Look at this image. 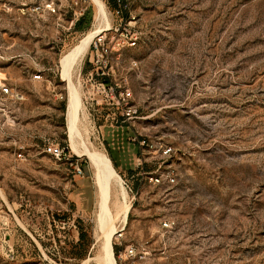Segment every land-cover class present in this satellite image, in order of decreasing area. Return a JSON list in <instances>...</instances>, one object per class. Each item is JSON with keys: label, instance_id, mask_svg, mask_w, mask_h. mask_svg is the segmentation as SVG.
I'll use <instances>...</instances> for the list:
<instances>
[{"label": "rangeland", "instance_id": "1", "mask_svg": "<svg viewBox=\"0 0 264 264\" xmlns=\"http://www.w3.org/2000/svg\"><path fill=\"white\" fill-rule=\"evenodd\" d=\"M100 1L0 0V83L23 95L0 99V208L18 218L8 233L13 264H98L90 152L107 158L131 205L109 236L116 264H264V0H134L123 18L135 17L137 44L112 55L110 76L131 92L129 121L96 103L88 47L67 79L60 74L75 44L119 24L114 4ZM70 82L84 106L75 146ZM47 141L70 159L44 153ZM110 153L145 174L130 179Z\"/></svg>", "mask_w": 264, "mask_h": 264}, {"label": "built area", "instance_id": "2", "mask_svg": "<svg viewBox=\"0 0 264 264\" xmlns=\"http://www.w3.org/2000/svg\"><path fill=\"white\" fill-rule=\"evenodd\" d=\"M134 0H115L114 1V13L117 17L120 18V22L114 28L110 27L109 30L104 31L102 34L93 38L89 45L90 56L89 63L91 69L86 74V81L90 84L91 90L94 93V99L98 104H108L121 108V115L124 118V121H129L136 117V109L133 106L129 105V100L131 97V92L129 89L119 86H115L110 81V76L112 75V66H111V57L114 53H118L125 47H134L137 44V34L130 29L131 23H134L135 17L128 16L123 18V13L130 14V5ZM41 5L35 6L32 10L37 11L42 9ZM44 9H48L51 12H55V9L51 4H46ZM125 27H128L127 29ZM123 29L119 33L120 29ZM1 34V27H0ZM0 59H5V56L0 55ZM136 66V63H133ZM100 78L107 79L106 81H100ZM32 78L35 80L41 79V70H38L37 73L32 75ZM23 95L17 89L6 86L0 83V99L10 100L14 103L19 102L22 99ZM144 144V142H140ZM67 148L58 143H53L47 141L43 145V152L51 156L56 160H69L70 155L67 153ZM171 148H164L163 154H169ZM20 157L21 154L19 153ZM140 165V163H139ZM75 172L77 174H82L80 168L75 167ZM167 181L174 182V178L167 174ZM149 180L153 183L161 182L160 176L150 175ZM0 214L5 217V220L2 222L3 229L1 230V245H0V264H13L15 261V248L12 243L8 241V233L10 221L16 222L18 220L16 214L4 215L3 209L0 208ZM172 222H164V227H170ZM127 256L135 257L137 252L131 246L126 248Z\"/></svg>", "mask_w": 264, "mask_h": 264}, {"label": "bare ground", "instance_id": "3", "mask_svg": "<svg viewBox=\"0 0 264 264\" xmlns=\"http://www.w3.org/2000/svg\"><path fill=\"white\" fill-rule=\"evenodd\" d=\"M94 5H97V3H94ZM103 32L96 34L94 37ZM90 43L86 40L82 44L75 46L61 59L60 74L63 80L67 79L72 66L80 59L79 56L86 48H89ZM74 83L75 82H73V84ZM73 84L70 82L67 89L66 123L71 132V145L75 146L74 132L77 130V122L79 119L78 112L83 111L84 106L76 89L78 87H75ZM88 157L95 172L96 222L101 229V242L99 245L101 254L97 258V262L98 264H116L109 236L115 232L113 227L114 222L118 221L119 224H124L126 222L127 214L131 207L130 201L128 202V194L107 158L99 153L93 152H90Z\"/></svg>", "mask_w": 264, "mask_h": 264}, {"label": "crops", "instance_id": "4", "mask_svg": "<svg viewBox=\"0 0 264 264\" xmlns=\"http://www.w3.org/2000/svg\"><path fill=\"white\" fill-rule=\"evenodd\" d=\"M68 33L69 32H63V34H59V36H54L55 38V40H56V42L58 43V44H60V43H64L65 41H66V38H67V35H68ZM79 43V42H78ZM77 43V44H78ZM77 44H75V45H77ZM74 45V46H75ZM73 46V47H74ZM72 47V48H73ZM60 60V59H59ZM133 140V139H132ZM133 145L135 146V147H137V152H135L134 154H133V156H134V158H136L137 157V153L139 152L140 153V148L138 147V146H136V143H133ZM111 149H114V147H112ZM109 156L111 157V159H112V161H113V163L116 165V167L118 168V169H120L121 171L123 170V168H124V171H126L127 173H128V177L130 178V179H132V178H134L135 176H138V175H141V174H145V172L144 173H135V174H133L132 172H130V170L126 167L127 166V163L125 162V160L126 159H124V158H122V157H120L119 155L117 156V155H115V156H113V154L112 153H110L109 154ZM133 168H130V169H132V170H135L137 167H139V162H138V159H135L134 160V162H133ZM5 220V217L2 215V214H0V232H1V230L3 229V227H2V222ZM9 231H10V229H9ZM1 240H2V237H1V233H0V245H1ZM8 241L10 242V243H12L11 242V240H9V238H8ZM13 244V243H12ZM14 245V244H13ZM14 248H15V246H14Z\"/></svg>", "mask_w": 264, "mask_h": 264}, {"label": "trees", "instance_id": "5", "mask_svg": "<svg viewBox=\"0 0 264 264\" xmlns=\"http://www.w3.org/2000/svg\"><path fill=\"white\" fill-rule=\"evenodd\" d=\"M105 1H109V2H112V3L114 4V1H115V0H105ZM109 158L111 159L110 156H109ZM111 162H112L114 168H116V165L113 163L112 159H111ZM83 236H84L83 232L80 231V234H79V240H80V241L83 239Z\"/></svg>", "mask_w": 264, "mask_h": 264}]
</instances>
